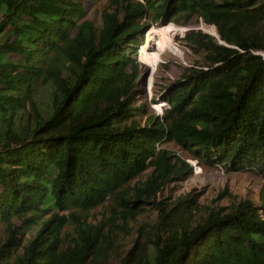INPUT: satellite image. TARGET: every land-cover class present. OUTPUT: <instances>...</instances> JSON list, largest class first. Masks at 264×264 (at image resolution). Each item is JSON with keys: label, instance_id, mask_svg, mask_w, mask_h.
<instances>
[{"label": "trees", "instance_id": "1", "mask_svg": "<svg viewBox=\"0 0 264 264\" xmlns=\"http://www.w3.org/2000/svg\"><path fill=\"white\" fill-rule=\"evenodd\" d=\"M96 1L0 0V264L108 257L116 241L105 229L186 177L169 142L264 177V0H108L101 27L86 18ZM149 13L168 25L198 16L220 35L191 31L207 63L167 87L163 114L133 106ZM105 203L110 220L89 223L84 212ZM197 205L188 194L162 208L153 237L120 264H264V188L259 203L200 221Z\"/></svg>", "mask_w": 264, "mask_h": 264}, {"label": "rangeland", "instance_id": "2", "mask_svg": "<svg viewBox=\"0 0 264 264\" xmlns=\"http://www.w3.org/2000/svg\"><path fill=\"white\" fill-rule=\"evenodd\" d=\"M107 3L108 0L88 3L86 18L101 27L102 12ZM146 22L150 29L145 32L144 43L138 48L136 55L142 65L139 91L134 95L133 106L144 105L148 114H163L168 105L163 102V94L167 91V87L180 80L190 68H201L207 63L206 53L195 47L188 38L191 31H203L216 38L219 33L215 25L205 23L203 18L198 16L189 21L182 18L180 23L173 22L168 25L161 23V20L155 21L154 14L149 13ZM155 28L158 31L153 32ZM213 28L218 34L214 33ZM165 37L168 38L165 39ZM160 42H165L164 46ZM44 91L45 88L40 95L46 96L47 93L43 95ZM154 99L157 103H154ZM141 121L144 123L146 116ZM165 146L176 151L191 169L189 168L186 177L181 176L164 184L156 197L149 199L148 202L138 203L135 217L126 219L123 216L119 217L116 220V226L105 229L112 234L116 244L110 255L98 260L97 264H120L132 249L138 251L153 237L154 225L159 219L161 209H171L180 198H185L188 194L196 197L198 205L193 210L197 221L202 220L213 209L225 208L229 211L245 199L259 203L260 193L264 188V177L260 172L256 170L229 171L226 166H210L199 162L197 158L174 142L166 143ZM150 173L151 170H147L132 180L130 185L134 186L145 181ZM84 215L89 223L97 225L104 221L108 222L111 211L109 205L105 203L85 211ZM6 227L7 223L0 224V244L6 240ZM71 231V227L65 228L63 233L65 240H70Z\"/></svg>", "mask_w": 264, "mask_h": 264}, {"label": "bare ground", "instance_id": "3", "mask_svg": "<svg viewBox=\"0 0 264 264\" xmlns=\"http://www.w3.org/2000/svg\"><path fill=\"white\" fill-rule=\"evenodd\" d=\"M155 31H158V30L155 28V29L153 30V32H155ZM213 31H214L215 34H218V33L216 32V29L213 28ZM168 37H169V36H168ZM168 37H165V39H167ZM169 38H170V37H169ZM163 40H164V39H163ZM160 43L163 44V46H164V44H165V42H160ZM169 43H170V41H169ZM165 46H166V45H165ZM144 50H145V47H144ZM144 50H143V51H144Z\"/></svg>", "mask_w": 264, "mask_h": 264}, {"label": "water", "instance_id": "4", "mask_svg": "<svg viewBox=\"0 0 264 264\" xmlns=\"http://www.w3.org/2000/svg\"><path fill=\"white\" fill-rule=\"evenodd\" d=\"M218 38L220 39V35H218Z\"/></svg>", "mask_w": 264, "mask_h": 264}]
</instances>
